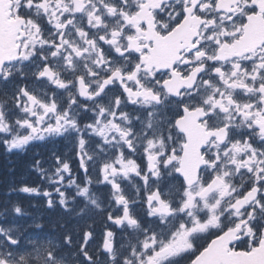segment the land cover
Masks as SVG:
<instances>
[{
	"label": "snow or ice",
	"instance_id": "1",
	"mask_svg": "<svg viewBox=\"0 0 264 264\" xmlns=\"http://www.w3.org/2000/svg\"><path fill=\"white\" fill-rule=\"evenodd\" d=\"M37 143L9 192L57 215L0 201V264H264V0H0V145Z\"/></svg>",
	"mask_w": 264,
	"mask_h": 264
},
{
	"label": "bare ground",
	"instance_id": "2",
	"mask_svg": "<svg viewBox=\"0 0 264 264\" xmlns=\"http://www.w3.org/2000/svg\"><path fill=\"white\" fill-rule=\"evenodd\" d=\"M43 160H44V158L42 159V161H43ZM1 165H3L5 168L8 169V166H7L6 164H1ZM14 165H15V167H16L17 169L22 170L26 175L30 176V177L33 178L34 180H37L38 177H36L34 174H32V173L30 172V165H28V164L25 163L24 161H16V162L14 163ZM43 166H44L45 168H48V167H50V163H44ZM10 175H11V172H10V169H8V174L6 175V179H7V180L10 179V178H9ZM19 184H21V183L18 182V183L14 184V185H19ZM0 188H2V189L5 188L4 185H3V182L0 183ZM106 194H107V193H106V191H105V195H106ZM38 198H39V200H42V197H38ZM40 204H41V203H40ZM43 208H44V205H40V206H38V207H36V208H34V209H38V210L42 213V216H44L45 218H48V217L55 218V216L57 215V212H52V211L46 213V212L43 211ZM34 215H39V212H38V211L35 212ZM95 219L100 220V221H103V215H98V216L95 217ZM41 222H43V221H41ZM89 223H90V222H89Z\"/></svg>",
	"mask_w": 264,
	"mask_h": 264
},
{
	"label": "trees",
	"instance_id": "3",
	"mask_svg": "<svg viewBox=\"0 0 264 264\" xmlns=\"http://www.w3.org/2000/svg\"><path fill=\"white\" fill-rule=\"evenodd\" d=\"M1 167H2V170L5 171V173L2 174V175L0 174V180H1V179L7 180V179H6V175L8 174V169L5 168L3 165H1Z\"/></svg>",
	"mask_w": 264,
	"mask_h": 264
}]
</instances>
